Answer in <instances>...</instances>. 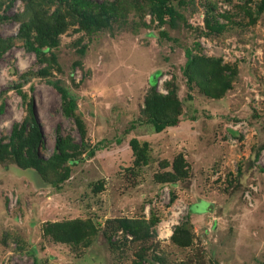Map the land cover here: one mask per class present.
<instances>
[{
	"label": "rangeland",
	"instance_id": "374dc122",
	"mask_svg": "<svg viewBox=\"0 0 264 264\" xmlns=\"http://www.w3.org/2000/svg\"><path fill=\"white\" fill-rule=\"evenodd\" d=\"M93 1L116 8L96 31L61 0H0V36L12 38L0 56V137L35 120L38 156L59 134L77 157L59 185L50 180L68 163L46 164L47 180L0 163V264H264L262 0H169L176 28L159 25L147 0ZM41 9L63 30L39 59L19 28L34 29ZM151 113L179 122L156 132ZM175 160L184 173L163 181Z\"/></svg>",
	"mask_w": 264,
	"mask_h": 264
},
{
	"label": "trees",
	"instance_id": "16d2710c",
	"mask_svg": "<svg viewBox=\"0 0 264 264\" xmlns=\"http://www.w3.org/2000/svg\"><path fill=\"white\" fill-rule=\"evenodd\" d=\"M9 3L14 0H8ZM150 5V12L152 13L154 19L158 21L159 25L167 24L171 28H176L179 25V21L182 18L179 12L176 10L174 5H172L169 0H147ZM74 8V12L78 15L79 19L82 20V26L86 29L96 31L101 30L106 25H108L109 20L115 17V6L109 1L96 2L93 0H61ZM264 8V0H262V7ZM6 16L0 14V21L4 20ZM34 29H32L29 20L21 21L19 28V36L23 40V46L26 50L34 52L35 55L42 59L47 51H51L52 48L56 47L59 43V34L62 32V27L60 22L57 21V12L53 14V19H49L45 16L44 11L41 9L38 12L34 11L33 19ZM161 35H165L164 31H160ZM10 37L2 38L0 36V56L4 53V50L11 44ZM50 55L55 58L53 52ZM186 62L185 66L191 67L195 58L191 54L189 49L185 51ZM187 73V72H186ZM189 77V74L187 75ZM57 89L61 92L63 99V108L66 115L73 114L76 108L75 99H73L68 93L67 89L57 82L55 83ZM18 93L24 96V93L18 89ZM29 110L32 115V105L29 104ZM3 111V104L0 105V113ZM33 117V115H32ZM34 119V117H33ZM145 121L153 127V130L160 132L166 127L175 126L179 122L177 117H162L155 113L149 114ZM34 125L31 131L28 133L26 121L14 122L11 127V132L9 135L8 143L3 142V138L0 137V163L7 165L9 162H15L23 168L32 167L37 170V172L43 176V167L46 164H59L68 163L63 167L62 172H60L55 179L50 180L53 185H59L60 182L64 181L69 177L71 164H75L77 157L74 153H70L65 150L63 138L57 134L55 138L54 152L52 155L45 159L38 156L36 152V144L38 143L41 133L34 120ZM29 141V145L24 149V144ZM84 143V141H82ZM129 145L131 147L132 153L135 158L143 157V153L140 150L138 140L132 137L129 140ZM101 145L96 144L91 148H88V155L92 156L95 150L100 148ZM84 150V148H83ZM181 163L182 159L180 158ZM184 173L180 161L173 162V172H169V177H165L163 181L175 180L178 175ZM47 180L46 178H44ZM161 181V182H163ZM101 182H98L96 190L101 188ZM174 199V194L171 196V200ZM158 221V216L152 212L150 213L149 223L155 224ZM124 228H129L128 224L124 223ZM175 233V232H174ZM173 239H175L173 237Z\"/></svg>",
	"mask_w": 264,
	"mask_h": 264
},
{
	"label": "water",
	"instance_id": "95a60500",
	"mask_svg": "<svg viewBox=\"0 0 264 264\" xmlns=\"http://www.w3.org/2000/svg\"><path fill=\"white\" fill-rule=\"evenodd\" d=\"M208 209H211V205H209Z\"/></svg>",
	"mask_w": 264,
	"mask_h": 264
}]
</instances>
